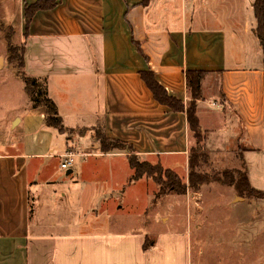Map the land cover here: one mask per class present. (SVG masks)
I'll return each mask as SVG.
<instances>
[{
	"label": "crops",
	"instance_id": "crops-1",
	"mask_svg": "<svg viewBox=\"0 0 264 264\" xmlns=\"http://www.w3.org/2000/svg\"><path fill=\"white\" fill-rule=\"evenodd\" d=\"M36 1L0 0V11L25 44L24 71L46 79L67 130L45 124L46 108L32 106L24 81L5 73L0 54V264H189L186 241L177 250L167 246L175 242H165L176 238L171 233L144 249L143 232L119 242L125 236L100 222L108 212L91 208L93 231L87 221L70 220V209L88 184L118 171L122 183L128 179L129 152H103L97 128L131 144L140 159L188 175L196 141L187 113L155 99L141 76L146 70L185 107L193 98L187 73L203 72L196 107L204 148L211 160L229 154L243 161L252 186L264 190V55L255 0H57L37 11L27 30L25 8ZM90 136L88 149L76 148ZM68 151L83 159L64 172ZM111 190L103 186L95 196L103 206H110ZM180 249L184 263L175 259ZM165 251L174 252L164 258Z\"/></svg>",
	"mask_w": 264,
	"mask_h": 264
},
{
	"label": "rangeland",
	"instance_id": "rangeland-1",
	"mask_svg": "<svg viewBox=\"0 0 264 264\" xmlns=\"http://www.w3.org/2000/svg\"><path fill=\"white\" fill-rule=\"evenodd\" d=\"M3 15L4 13L0 11V30H4L6 35H11L13 44L22 45L17 27L4 24ZM1 35L0 31V54H6L5 73L11 71L17 75L18 60H9L7 40H3ZM100 130L97 128L94 133L95 141H98L96 132ZM84 132L85 130L80 131L81 134ZM88 139H91V136L82 140L78 146L72 141L70 145L77 146V149L82 147L88 149L90 147ZM224 159V162L212 159L210 164L203 166L201 170L209 175L225 169L233 171L234 174L245 170L243 161L241 163H238L237 159L233 161L229 154ZM173 169L183 181H188L186 176L189 173L187 175L184 169L178 167ZM118 172L114 179H102L99 186L88 184L86 190H83L81 205L76 196L82 192L79 189L80 183L76 176L70 175L72 184L75 185L73 194L77 197V201H74L77 208L72 205L70 213H81L79 218L72 217L75 216L73 214L70 220L73 218L75 221H87L88 230L94 231L98 229L95 226L98 219L94 218L95 213L91 208H100L109 214L107 218L100 219V222H107L110 230L116 231L119 237L125 236L119 242L126 240L131 232H143L146 235L144 249H149L161 240V233L167 235L171 233L176 238H167L165 242L168 240L175 242L166 243L167 246L169 249L177 250L183 247L186 241L189 264H264V198L240 194L233 185L215 181L203 184L199 191L188 189L184 194H177L168 190L162 191L161 185L146 175L147 178L132 180L134 170L130 165L128 179H125L127 182L125 180L121 182L125 175ZM78 184L79 187L76 189ZM103 186L112 189L109 207L103 206L104 199L100 201L95 197ZM73 225L76 226L75 223ZM120 251L124 253V250ZM120 251L119 256H122ZM165 252L168 256L164 258H168L174 251ZM182 252L180 249L177 251L179 256L174 257L177 263L187 261ZM127 253L129 254V250ZM132 257L137 259L139 255H135L134 251Z\"/></svg>",
	"mask_w": 264,
	"mask_h": 264
},
{
	"label": "trees",
	"instance_id": "trees-1",
	"mask_svg": "<svg viewBox=\"0 0 264 264\" xmlns=\"http://www.w3.org/2000/svg\"><path fill=\"white\" fill-rule=\"evenodd\" d=\"M57 0H37L34 4L27 5L26 13V29L34 14L41 9L53 8L57 5ZM149 0H144L148 3ZM254 15L257 19L256 34L260 39L264 55V0H255L253 3ZM26 33H28L26 31ZM8 44L9 60H18L16 66L17 75L24 81L25 89L30 96L33 107L43 106L46 108L45 124L51 127L58 128L60 132H65L67 129L63 124L61 115L56 102L49 96L46 79L28 75L25 71V44L15 45L12 43L11 35H6ZM264 65V58H263ZM141 76L149 89L152 91L156 100L161 104L168 105L175 111H186L189 128L191 129L196 141V145L191 148L189 155V175L188 181H183L182 177L170 168H164L161 164H152L147 160H141L139 155L134 151L131 144L118 140L110 139L105 136L103 131L96 132L97 139L100 143L103 152L113 150L128 151V159L131 168L134 170L132 180L139 179L143 176L153 178L161 185V190L184 194L188 189L199 191L203 184L210 182H220L227 185H233L240 194L249 196H257L264 198V191L258 190L252 186L247 170L233 171L225 169L220 173L209 175L201 170L205 165L210 164V155L203 145L204 133L201 129L200 120L197 115V101L201 98V80L202 71H189L188 84L191 88L192 101L185 107L184 103L168 94L166 89L156 80L155 74L151 70L141 72Z\"/></svg>",
	"mask_w": 264,
	"mask_h": 264
},
{
	"label": "built area",
	"instance_id": "built-area-1",
	"mask_svg": "<svg viewBox=\"0 0 264 264\" xmlns=\"http://www.w3.org/2000/svg\"><path fill=\"white\" fill-rule=\"evenodd\" d=\"M78 154L74 151H68L65 154L61 155V158L63 159L61 163V167L63 169H70L75 164V159Z\"/></svg>",
	"mask_w": 264,
	"mask_h": 264
},
{
	"label": "water",
	"instance_id": "water-1",
	"mask_svg": "<svg viewBox=\"0 0 264 264\" xmlns=\"http://www.w3.org/2000/svg\"><path fill=\"white\" fill-rule=\"evenodd\" d=\"M0 63H1V60H0ZM70 172H71V170H70Z\"/></svg>",
	"mask_w": 264,
	"mask_h": 264
}]
</instances>
